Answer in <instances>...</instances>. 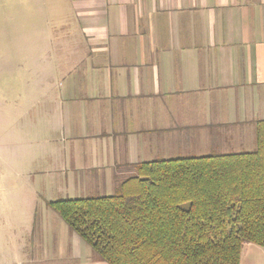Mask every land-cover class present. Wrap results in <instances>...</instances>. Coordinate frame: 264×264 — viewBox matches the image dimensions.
Listing matches in <instances>:
<instances>
[{"label": "crops", "instance_id": "crops-1", "mask_svg": "<svg viewBox=\"0 0 264 264\" xmlns=\"http://www.w3.org/2000/svg\"><path fill=\"white\" fill-rule=\"evenodd\" d=\"M21 20L41 37H0V54L7 47L10 78L26 80L28 125L46 130L39 149L82 196L111 194L131 163L255 149L264 0H0V32ZM3 175L0 264H108L53 199L38 220L35 186L17 193Z\"/></svg>", "mask_w": 264, "mask_h": 264}, {"label": "trees", "instance_id": "trees-1", "mask_svg": "<svg viewBox=\"0 0 264 264\" xmlns=\"http://www.w3.org/2000/svg\"><path fill=\"white\" fill-rule=\"evenodd\" d=\"M252 151L130 164L111 194L48 201L108 264H239L264 246V119Z\"/></svg>", "mask_w": 264, "mask_h": 264}, {"label": "rangeland", "instance_id": "rangeland-1", "mask_svg": "<svg viewBox=\"0 0 264 264\" xmlns=\"http://www.w3.org/2000/svg\"><path fill=\"white\" fill-rule=\"evenodd\" d=\"M12 3V0H8ZM24 1V0H21ZM7 2V0H5ZM8 6L12 5H6ZM13 7V6H12ZM5 7H2L4 10ZM16 17H22L26 9L20 3H16ZM13 8H10L12 14ZM39 18L38 13L36 14ZM17 29L12 32L1 31V41L8 42L9 37H17V40H29L30 38H40L42 32H35L26 26L25 20L18 21ZM38 25L44 29V20L38 21ZM58 31H54L57 34ZM0 54V170H4L7 177L5 180L10 183L18 184V191L25 190L22 183L34 185L33 199L37 201L36 214L38 220L40 216H45L42 212L40 202L45 199L75 198L82 196L83 193L76 192L69 188L71 176L57 171L55 164L49 161L50 156L46 154L44 149H39V144L46 130L38 123L31 127L28 115L25 114V102L29 97L28 87L25 86L26 80H15L10 78V62L9 51L7 47L2 46ZM23 75L26 74V68H22ZM35 117H33L34 119ZM37 123V120H35ZM36 134V135H35ZM34 144V151L32 145ZM191 155L192 154H187ZM66 158L65 167L71 164ZM60 168V166H59ZM17 172L18 174H16ZM48 178L47 182L44 179ZM1 182V181H0ZM48 185L49 188H44ZM59 186H63V190H57ZM98 194L97 192L88 195ZM52 210V209H51ZM52 212V211H51ZM93 252V251H92ZM239 264H264V246L257 245L252 242H244L241 248Z\"/></svg>", "mask_w": 264, "mask_h": 264}]
</instances>
